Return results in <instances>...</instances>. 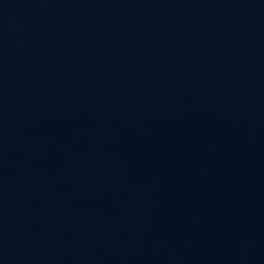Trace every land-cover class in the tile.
Wrapping results in <instances>:
<instances>
[{
    "label": "water",
    "instance_id": "1",
    "mask_svg": "<svg viewBox=\"0 0 264 264\" xmlns=\"http://www.w3.org/2000/svg\"><path fill=\"white\" fill-rule=\"evenodd\" d=\"M0 264H264V0H0Z\"/></svg>",
    "mask_w": 264,
    "mask_h": 264
}]
</instances>
